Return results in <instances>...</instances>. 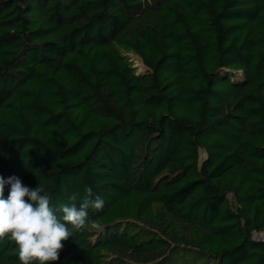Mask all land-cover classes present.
Listing matches in <instances>:
<instances>
[{
    "label": "trees",
    "instance_id": "obj_1",
    "mask_svg": "<svg viewBox=\"0 0 264 264\" xmlns=\"http://www.w3.org/2000/svg\"><path fill=\"white\" fill-rule=\"evenodd\" d=\"M13 176L104 199L53 264H264V0H0Z\"/></svg>",
    "mask_w": 264,
    "mask_h": 264
},
{
    "label": "clouds",
    "instance_id": "obj_2",
    "mask_svg": "<svg viewBox=\"0 0 264 264\" xmlns=\"http://www.w3.org/2000/svg\"><path fill=\"white\" fill-rule=\"evenodd\" d=\"M6 184L10 185L7 198ZM69 199L71 203L54 202L40 184L32 189L18 177L7 181L0 177V241L15 243L20 264H53L74 233L100 227L90 219L89 210H103L102 196L89 187L78 204V194Z\"/></svg>",
    "mask_w": 264,
    "mask_h": 264
},
{
    "label": "rangeland",
    "instance_id": "obj_3",
    "mask_svg": "<svg viewBox=\"0 0 264 264\" xmlns=\"http://www.w3.org/2000/svg\"><path fill=\"white\" fill-rule=\"evenodd\" d=\"M140 66L143 67L142 64ZM255 238L257 240H264V234H255Z\"/></svg>",
    "mask_w": 264,
    "mask_h": 264
}]
</instances>
